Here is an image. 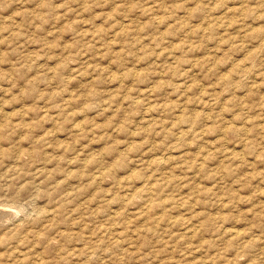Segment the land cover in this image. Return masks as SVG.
Here are the masks:
<instances>
[{"label": "rangeland", "instance_id": "1", "mask_svg": "<svg viewBox=\"0 0 264 264\" xmlns=\"http://www.w3.org/2000/svg\"><path fill=\"white\" fill-rule=\"evenodd\" d=\"M0 211V264H264V0H0Z\"/></svg>", "mask_w": 264, "mask_h": 264}, {"label": "bare ground", "instance_id": "2", "mask_svg": "<svg viewBox=\"0 0 264 264\" xmlns=\"http://www.w3.org/2000/svg\"><path fill=\"white\" fill-rule=\"evenodd\" d=\"M152 7H154V5H153ZM156 8H157V6H156L154 9H156ZM158 8H159V7H158ZM158 8H157V9H158ZM157 9H156V10H157ZM153 11H155V10H153ZM157 11H158V10H157ZM157 11H156V12H157ZM153 14H154V13H153ZM155 15H156V14H154V16H152V17H155ZM157 16H158V15H157ZM158 17H159V16H158ZM158 17H157V18H158ZM158 19H159V18H158ZM157 21H158V20H157ZM158 22H159V21H158ZM186 71H187V70H186ZM190 84H191V83H190ZM190 84H187V85H190ZM182 87H183V86H182ZM187 88H188V87H187ZM68 102H69V101H68ZM146 105H147V104H146ZM147 108H148V107H147ZM150 109H151V108H150ZM45 110H46V109H45ZM146 112H148V111H146ZM150 114H151V113H150ZM79 123H80V122H79ZM79 123H78V124H79ZM147 123H148V122H147ZM17 124H18V123H17ZM17 124H16V125H17ZM19 124H20V123H19ZM22 124H23V123H22ZM76 125H77V124H76ZM79 125H80V124H79ZM79 125H78V126H79ZM80 126H81V125H80ZM81 127H82V126H81ZM18 128H19V127H18ZM84 128H85V127H84ZM84 128H83V129H84ZM80 129H81V128H80ZM80 129H79V130H80ZM72 157H73V156H72ZM169 157H170V156H169ZM53 158H54V157H53ZM161 158H162V157H161ZM163 158H164V157H163ZM71 159H72V158H71ZM157 159H158V158H157ZM159 159H160V158H159ZM164 159H165V158H164ZM168 159H169V158H168ZM50 160H51V159H50ZM72 160H73V159H72ZM72 160H71V161H72ZM75 160H76V159H75ZM78 160H80V159H78ZM80 161H81V160H80ZM150 161H151V160H150ZM166 161H167V159H166ZM170 161H171V160H170ZM170 161H169V162H170ZM174 161H175V160H174ZM74 162H75V161H74ZM144 162H145V161H144ZM163 162H165V161H163ZM171 162H172V161H171ZM70 163H71V162H70ZM70 163H69V164H70ZM158 163H159V162H158ZM140 164H141V163H140ZM152 164H153V163H152ZM152 164H151V165H152ZM155 164L158 165L157 163H155ZM162 164H163V163H161V165H162ZM165 164H166V163H165ZM143 169H144V168H143ZM97 171H98V170H97ZM103 172H104V171H103ZM96 173H97V172H96ZM99 173H100V172H99ZM104 173H105V172H104ZM69 174H70V173H69ZM100 174H102V172H101ZM64 176H65V175H64ZM98 176H99V175H98ZM102 177H103V176H102ZM93 178H94V177H93ZM96 178H97V177H96ZM100 178H101V177H100ZM148 183H149V182H148ZM148 183H147V184H148ZM145 185H146V184H145ZM146 186H147V185H146ZM151 186H152V185H151ZM153 186H154V185H153ZM149 188H152V187L149 186ZM147 189H148V187H147ZM142 190H143V189H142ZM148 190H150V189H148ZM144 191H145V190H144ZM145 192H146V191H145ZM147 192H148V191H147ZM150 193H151V192H149V194H150ZM156 194H157V193H155V195H156ZM146 195H147V194H146ZM135 197H137V196H135ZM148 198H149V197H148ZM150 198H152V196H151ZM150 198H149V199H150ZM148 201H150V200H148ZM156 202H157V201H156ZM145 204H146V203H145ZM150 204H151V203H150ZM151 206H152V205H151ZM149 207H150V206H149ZM143 208H144V207H143ZM145 208H146V207H145ZM146 209H148V208H146ZM5 210H6V209H5ZM57 211H58V210H57ZM115 211H116V210H115ZM0 212H1V211H0ZM55 212H56V211H55ZM121 212H122V211H121ZM144 212H145V211H144ZM144 212H143V213H144ZM115 213H117V212H115ZM11 214H12V212H11ZM11 214H9V215H11ZM118 214H120V213L118 212ZM121 214H123V212H122ZM121 214H120V215H121ZM116 215H117V214H116ZM0 216H1V215H0ZM12 216H13V215H12ZM119 217H120V216H119ZM1 218H2V217H1ZM117 218H118V217H117ZM2 219H4V218H2ZM118 219H119V218H118ZM126 222H127V221H126ZM226 231H227V230H226ZM61 234H62V233H61ZM187 235H188V233H187ZM61 236H62V235H61ZM86 237H87V236H86ZM103 239H104V238H103ZM101 241H102V240H101ZM118 241H119V240H118ZM113 243H114V242H113ZM96 244H98V243H96ZM115 244H116V243H115ZM99 245H100V244H99ZM96 246H97V245H96ZM101 247H102V246H101ZM84 248H86V247H84ZM78 249H79V248H76V250H78ZM81 249H82V247H81ZM121 249H122V248H121ZM86 250H87V248H86ZM90 250H91V249H90ZM122 250H123V249H122ZM83 251H84V250H83ZM91 251H92V250H91ZM126 251H127V250H126ZM79 252H80V251H79ZM87 252H89V251H87ZM95 252H96V251H95ZM95 252H94V253H95ZM73 253H75V252H73ZM76 253H77V252H76ZM92 253H93V251H92ZM69 254H70V253H69ZM80 254H81V252H80ZM83 254H84V253H83ZM85 254H87V253H85ZM78 255H79V254H78ZM69 256H71V258H72V255H71V254H70ZM92 256H93V255H92ZM94 258H96V257H94ZM87 259H88V258H87ZM203 259H204V258H203ZM99 260H100V259H99ZM204 260H205V259H204ZM204 260H203V261H204ZM103 261H104V260H103ZM202 264H203V263H202Z\"/></svg>", "mask_w": 264, "mask_h": 264}]
</instances>
